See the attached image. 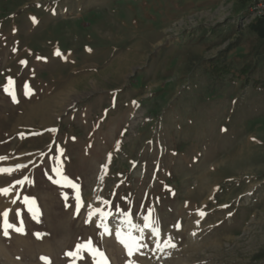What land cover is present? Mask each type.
Masks as SVG:
<instances>
[{
	"label": "rangeland",
	"instance_id": "rangeland-1",
	"mask_svg": "<svg viewBox=\"0 0 264 264\" xmlns=\"http://www.w3.org/2000/svg\"><path fill=\"white\" fill-rule=\"evenodd\" d=\"M251 22L248 0H0V213L23 228L0 217V264H264Z\"/></svg>",
	"mask_w": 264,
	"mask_h": 264
},
{
	"label": "snow or ice",
	"instance_id": "snow-or-ice-1",
	"mask_svg": "<svg viewBox=\"0 0 264 264\" xmlns=\"http://www.w3.org/2000/svg\"><path fill=\"white\" fill-rule=\"evenodd\" d=\"M21 63H24L23 61H21ZM14 102H15V100H14ZM3 159H6V157H0V160H3ZM18 168L19 167H21V166H17ZM13 171V169H8V168H0V174H11V172ZM16 183H22V181H17ZM10 189H11V186H9V187H7V188H0V195H8V193H9V191H10ZM13 203H15L16 201L15 200H13L12 201ZM25 203H32V204H34V201H28L27 199L25 200ZM104 203H107L106 201L104 202ZM89 207H91V206H89ZM77 210H79V204H78V209ZM99 211V209H96V210H94L93 212H90L89 213V217H91L92 215H94L95 214V212H98ZM201 216H203L204 215V213H199ZM17 216H19V212H17ZM0 217H2L3 218V228H4V235L5 236H7L8 235V232H7V229H9V228H13V230H15V231H17V232H23V228H22V226L21 227H19V228H14V226L12 225V224H10V223H8V219H7V217H8V210H5L3 213H0ZM33 218L35 219L36 218V214L34 213L33 214ZM148 219V217H145V220H147ZM146 227L148 226L147 224L145 225ZM176 227L177 228H179V224H177L176 225ZM155 234V233H154ZM37 236L39 237V234H37ZM169 246H171V247H174V245H171L170 243H169ZM91 248V245H90V242H89V244L88 245H78L77 246V248H78V250L79 249H84V248ZM93 252H94V254L95 255H98V256H100V257H102L103 258V253L102 252H96L94 249L92 250ZM130 254V253H129ZM66 255H69V256H75L76 255V252H71V253H66ZM42 259H45L46 260V258H42ZM103 264H107V261L106 260H104L103 261Z\"/></svg>",
	"mask_w": 264,
	"mask_h": 264
},
{
	"label": "built area",
	"instance_id": "built-area-1",
	"mask_svg": "<svg viewBox=\"0 0 264 264\" xmlns=\"http://www.w3.org/2000/svg\"><path fill=\"white\" fill-rule=\"evenodd\" d=\"M250 21L264 19V0H248Z\"/></svg>",
	"mask_w": 264,
	"mask_h": 264
},
{
	"label": "trees",
	"instance_id": "trees-1",
	"mask_svg": "<svg viewBox=\"0 0 264 264\" xmlns=\"http://www.w3.org/2000/svg\"><path fill=\"white\" fill-rule=\"evenodd\" d=\"M248 30L255 33L258 39H264V19H256L249 23Z\"/></svg>",
	"mask_w": 264,
	"mask_h": 264
}]
</instances>
